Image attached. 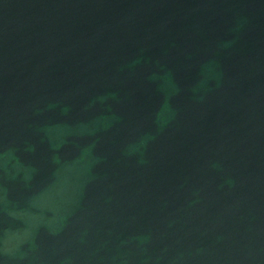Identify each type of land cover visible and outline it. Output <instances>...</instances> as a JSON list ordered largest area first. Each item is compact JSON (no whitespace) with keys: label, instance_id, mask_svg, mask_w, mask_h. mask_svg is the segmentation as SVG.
<instances>
[{"label":"water","instance_id":"95a60500","mask_svg":"<svg viewBox=\"0 0 264 264\" xmlns=\"http://www.w3.org/2000/svg\"><path fill=\"white\" fill-rule=\"evenodd\" d=\"M0 264H264V0H0Z\"/></svg>","mask_w":264,"mask_h":264}]
</instances>
